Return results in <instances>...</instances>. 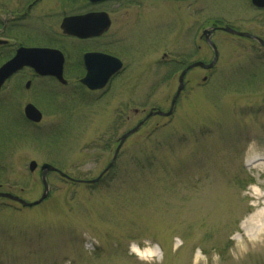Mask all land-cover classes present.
Masks as SVG:
<instances>
[{
	"label": "rangeland",
	"instance_id": "1",
	"mask_svg": "<svg viewBox=\"0 0 264 264\" xmlns=\"http://www.w3.org/2000/svg\"><path fill=\"white\" fill-rule=\"evenodd\" d=\"M21 1L0 0V19ZM129 1L112 13L109 30L145 11L126 33L129 68L97 91V104L66 87L57 97L68 98L71 116L61 124L48 110L34 130L21 114L32 90L21 85L23 94L7 102L11 81L0 94V190L37 199L42 162L74 178L98 175L122 133L151 107L168 109L180 69L166 65L212 57L203 28L228 25L264 40V8L251 0ZM60 10L58 0H44L32 14L53 31ZM11 27L17 44L23 27ZM43 36L34 30L30 41ZM211 39L215 66L189 71L173 114L154 115L129 135L101 180L88 185L53 172L38 205L0 198V264H264V46L223 30ZM56 121L58 136L48 126Z\"/></svg>",
	"mask_w": 264,
	"mask_h": 264
},
{
	"label": "flooded vegetation",
	"instance_id": "2",
	"mask_svg": "<svg viewBox=\"0 0 264 264\" xmlns=\"http://www.w3.org/2000/svg\"><path fill=\"white\" fill-rule=\"evenodd\" d=\"M42 1L44 0L21 1L24 7L18 8L15 10V12L9 13V17L4 16L0 19V66L21 48L47 49L50 53L46 56L44 61L46 63H50L48 67L51 70H56V72H58V62H62V65L59 67L61 73L58 72L60 78L57 75H40L33 69V67L24 65L11 74L0 88L1 94L9 87L8 84H10L11 81L14 83L12 92L10 90L8 93L2 94L5 101L7 102L12 101L10 98L11 96L14 98L17 95L21 96L23 94L22 90H20L21 85L25 90H32L31 95L29 94V97H31L30 100L22 105L21 114L27 122H30L36 128L40 127V122L43 120L48 110L50 112H54L53 114L60 116V118H58L59 121L65 118L63 116H68V98L66 97L67 99H59V97H57V94H63L62 90L66 87L72 86L73 88H80L79 90H84V92L82 90L81 91L85 94V96L88 95V98L91 102H94L91 104H97V91L106 88L108 85L121 78L125 71L128 70L129 59L127 58L128 56H125L128 54H123L126 50V33L129 27H131V23L136 21V23L139 24V18L142 13L145 12L143 8H139L140 11H137L133 20L131 19L132 21L130 22V25H128L129 27L126 26V24H121L118 29L114 30L112 33H109L114 19V15L112 13L125 9V5L122 2L123 0H105L101 2H91L89 0H58L61 9L59 12L58 23L55 30L48 31V29H46V27L43 25L44 23L40 22L44 19V15L32 14L33 7L37 6ZM134 1L135 0H131L129 2L132 4ZM110 3L112 4L111 8L108 6ZM136 3L137 1H135V4ZM97 12H100V14L104 13L106 15L104 16L105 19L109 21L108 27L104 29L102 33L83 37L68 34L61 26L62 19L66 16L84 15L88 13L97 14ZM37 17L38 19H36ZM34 20H39V23H35ZM8 22L10 24H8ZM90 25H93L91 27L95 28L94 30L97 31V15L92 22H87L85 24L86 27ZM10 27L11 29H19L20 27H23L21 30L16 31L22 36V40L17 44H13L9 41V37L7 35L8 29H10ZM39 29H42L44 32V36L41 38V41H30L32 38V32H34V30L38 31ZM19 35H15L16 38H18ZM200 38H203V40L206 42L204 35L200 34ZM97 53H103L111 57L110 59L106 60L105 66H102L101 64L97 65ZM165 55L166 54L163 53L161 57L162 60H166ZM173 61L174 63L178 64V68L180 69L179 73L187 65L185 62H180L178 60ZM208 61L209 60H205V62ZM97 67H99V71L106 70V72L111 73L102 88L93 90L85 83L88 82V84L97 88ZM192 69H189L184 76V86L187 82V73ZM100 77L102 76L100 75ZM9 93L10 96H8ZM39 98L49 101L51 99L52 102L55 100L57 104H55L53 108H45L39 104H36V100ZM13 100L18 99L16 97ZM28 103L33 104L40 111V122L34 123L33 121L26 118L24 108ZM141 111H144V109H141ZM138 112L139 110L134 109V113ZM143 119L144 117L140 120ZM63 123L64 121H61V124ZM61 124L57 123L56 121L55 123H51L48 126L50 131L57 135L54 130L58 127H61Z\"/></svg>",
	"mask_w": 264,
	"mask_h": 264
},
{
	"label": "water",
	"instance_id": "3",
	"mask_svg": "<svg viewBox=\"0 0 264 264\" xmlns=\"http://www.w3.org/2000/svg\"><path fill=\"white\" fill-rule=\"evenodd\" d=\"M252 3L256 6L259 7H263L264 6V0H252ZM74 17H71L68 19V22H65L62 24V26L65 28L66 31H68L69 33H74V34H80V32H76L73 31L71 29V27L75 28L76 24L74 22ZM77 19V18H76ZM108 25V21L106 22V19L103 15L99 14L97 15V34L101 33L105 27ZM214 29V28H213ZM223 30L229 32V33H233V34H238V35H243V36H248V37H254L251 34H248L246 32H239L234 30L233 28L229 27V26H224L222 27ZM212 30V29H211ZM211 30L205 29L203 30V34L205 35V39L208 41V43L212 46L213 51H214V57L213 59L210 61V63L205 64L202 61H196L193 62L192 64L188 65L180 74L179 76V85L177 87L176 93L172 98L170 107L167 111H161V110H150V112L147 114V116L145 117V119H147L148 117H150L151 115H161V116H169L172 111H173V107H174V103L180 93V91L183 88V75L185 74L186 70L195 66H199V67H203V68H210L214 65V63L216 62L217 59V50L215 45L212 43V41L209 39V33L211 32ZM90 33H84L83 36H87L90 35ZM259 39V38H258ZM261 42L262 40L259 39ZM263 43V42H262ZM50 52H48L47 49H19L17 51V53L10 59L8 60L5 64H3L0 67V86L2 85V83L5 81V79L7 77L10 76L11 73H13L14 71L18 70L19 68H21L24 65H30L35 67V69L37 70V72L42 73V74H46V73H54L56 74V70L52 71V70H48L47 68H44L43 66H48V64L44 61V59L46 58V56L49 54ZM111 57L103 54V53H97V65H102L105 66L106 65V60L110 59ZM119 64V63H118ZM61 66V63L59 64ZM46 69V70H45ZM99 67H97V88L104 86L106 80L108 79L109 75L111 72H106V70H98ZM59 67H58V72H59ZM100 75L102 77H100ZM94 88V86H92ZM25 114L29 119L32 120H39V112L38 110L33 107L32 105H27L25 107ZM144 119V120H145ZM140 121L136 124V126H134L133 128H131L130 130H128L127 132H125L124 134H122L119 138V144L117 145L114 154L112 156L111 162L107 165V167H105L102 172L97 176V180L112 166L115 157L117 155V152L120 148V146L122 145V143L124 142V140L133 132H135L143 123V121ZM35 168V162H31L30 163V169H34ZM43 172H42V181H43V185H44V190L43 193L41 194V196L37 199L34 200L32 202H28L20 197H18L17 195H13L11 193H1L0 192V196L3 197H7L13 201H17L19 202L22 206H32L35 204L40 203L47 195L48 193V185L45 181L44 175L47 171L49 170H54L55 168L53 166H51L50 164L44 163L41 166ZM62 175H64L62 173Z\"/></svg>",
	"mask_w": 264,
	"mask_h": 264
},
{
	"label": "bare ground",
	"instance_id": "4",
	"mask_svg": "<svg viewBox=\"0 0 264 264\" xmlns=\"http://www.w3.org/2000/svg\"><path fill=\"white\" fill-rule=\"evenodd\" d=\"M260 228V227H259ZM259 228H257L256 230H259ZM257 232V231H256Z\"/></svg>",
	"mask_w": 264,
	"mask_h": 264
},
{
	"label": "trees",
	"instance_id": "5",
	"mask_svg": "<svg viewBox=\"0 0 264 264\" xmlns=\"http://www.w3.org/2000/svg\"><path fill=\"white\" fill-rule=\"evenodd\" d=\"M102 178H103V177H102ZM102 178H101V179H102ZM101 179H100V180H101Z\"/></svg>",
	"mask_w": 264,
	"mask_h": 264
}]
</instances>
